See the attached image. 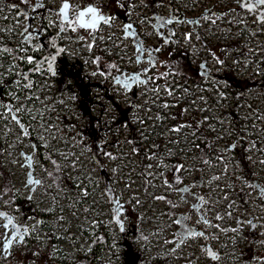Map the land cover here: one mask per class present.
Instances as JSON below:
<instances>
[{
    "label": "rangeland",
    "instance_id": "obj_1",
    "mask_svg": "<svg viewBox=\"0 0 264 264\" xmlns=\"http://www.w3.org/2000/svg\"><path fill=\"white\" fill-rule=\"evenodd\" d=\"M65 1L75 9L90 2L0 0V34L23 52L40 43L39 54L46 55L51 39L45 36L49 32L57 39L55 47L64 46L70 61L82 68L85 81L91 78L106 87L113 81V74L122 69H143L156 56L145 54L147 59L141 60L145 56L132 43V37L124 35V24L135 25L145 42L157 46V32L143 16H149L150 10L167 15L170 4L182 18L171 23L175 32L172 44L182 47L194 65L204 62V71L226 70L237 76H248L256 68L254 47L264 37V20H259L264 16V0H131L127 8L123 0H98L95 4L99 6H94L107 17L94 31L81 29L75 20L63 24L59 9ZM33 6L38 13L32 12ZM43 23L46 28H42ZM242 23L252 38L241 35ZM4 50L9 49L0 47V82L10 70L1 59ZM39 73L35 85L25 82L16 85L20 94L9 92L12 102L7 110L1 104L2 168L9 173L16 194L31 202L35 212L26 213L14 205L1 188L0 175V264H44L43 258L27 255L35 245L54 262L80 264L79 256L90 248L87 235L96 231L97 223L109 231L114 253L121 252L122 239L135 241L148 259L143 264L261 263L263 95L251 90L244 100H236L228 91L217 97L208 84L183 87L181 99L187 102L189 113L194 112L197 125H204L212 133L224 157L197 169L193 143L199 133L185 118L188 114L179 120L178 110L166 99L168 90L175 93L181 86L174 81L170 87L172 76L167 78L159 63L157 77L150 83L134 84L128 90L115 85L112 101L102 96L103 89L92 84L90 98L93 93L100 96L95 102L82 104L75 103L60 83L48 80L47 72ZM225 86L223 83L222 88ZM113 101L130 106L133 137L128 131L114 135L105 130L114 110ZM234 108L241 136L248 141L247 160L253 173L249 179L246 169L236 162L228 133L214 128V121L227 119ZM33 138L37 143H32ZM104 147L110 152L104 153ZM37 148L43 160L46 151L61 164L66 176L62 189H55L47 179L44 189L35 180L32 167L46 178ZM176 170L183 184L187 183L189 191L184 195L173 192L170 186ZM75 189H79L80 200ZM160 196L173 199L176 206L172 211L176 213H171L169 203ZM192 201L197 205L189 212ZM178 214L186 218L179 220ZM46 227L60 243H50ZM93 264L118 263L111 253L103 251L101 263Z\"/></svg>",
    "mask_w": 264,
    "mask_h": 264
},
{
    "label": "trees",
    "instance_id": "obj_2",
    "mask_svg": "<svg viewBox=\"0 0 264 264\" xmlns=\"http://www.w3.org/2000/svg\"><path fill=\"white\" fill-rule=\"evenodd\" d=\"M90 2L98 3V0H90ZM89 1H85L86 4H90ZM125 8L129 5L131 0H123ZM98 5L99 4H95ZM35 6V5H34ZM32 7V12L38 13V10L35 7ZM120 11V10H119ZM149 16H143L144 19H147L152 26L153 30L157 32L156 38L159 41V45L155 46L152 43L145 42L146 39L140 33V30L137 29V36L134 35L135 31H131L132 34V43L137 45L139 51L148 56H155L156 61H150L147 67L140 69L135 72H126L122 69L121 73L113 74V81L109 83L106 87L99 83H94L91 78H88L87 81L84 80L85 74L80 68L78 63H73L70 61L68 55L64 53V46L58 48L51 46V56L40 55L38 50V45H33L28 52H22L20 46L14 47L10 45L8 39L0 34V37L3 38L0 41V47L8 48V51L3 52L1 59L4 63L9 64L10 70L8 71V77L0 82V109L3 108L1 104H5V109L8 108V103L12 102L9 92H15L20 94L19 89L16 88V85L22 86L25 82L37 83V77L40 76L39 72H47L48 80L58 82L63 88L69 93L71 98L77 104H82L83 102L92 103L97 100L100 96L96 93L90 98L92 94L90 86L95 84L100 89H103L102 96L104 95L106 99L112 101L114 96V91H112L115 85L120 86L121 88L128 90L131 85L134 84H146L150 83L153 79H156V70L157 64L164 69L166 77L169 78L172 76V81L168 83L171 84L174 81L181 86L175 93H170L168 90V101L173 104L178 110V119H181L182 115L188 114L185 116L189 120L196 131L199 133L198 138L194 141L193 147L195 149V165L194 167L200 169L206 162H210L214 159H224L222 152L217 148V145L214 141L213 135L211 132H207L204 125H197V115L189 113L188 104L185 100L181 99L183 87L188 86L189 83H192L196 87H203L205 84H208L213 92L217 93V97H223L225 92H229L230 96L236 100H244L248 92H252L264 96V37L261 41H256L255 43V58H256V68L252 74L246 75H234L232 72H227L223 70L221 72L213 73L210 68L204 71L202 67L204 62L199 65H194L188 53L182 48L172 44V36L175 34L172 22H180L182 18L178 15L179 13L174 11L172 5L169 4L168 14L163 13L158 14L155 10H150ZM259 20L263 21L264 16H259ZM42 28H46L45 24H42ZM125 36H128V32L124 30ZM260 34V33H258ZM52 35L47 33V37ZM241 35L243 37H253L246 28L245 23H242L241 26ZM171 41V42H170ZM52 43V42H51ZM50 43V44H51ZM160 51L161 55H159ZM46 51V50H45ZM47 52V51H46ZM146 55V57H148ZM163 58V59H162ZM162 59V60H161ZM161 60V61H160ZM160 61V62H159ZM16 78H21V83H17ZM148 81V82H147ZM71 82V83H70ZM226 83L225 88H222V84ZM78 89V90H77ZM85 96H81L84 95ZM163 100V99H162ZM169 102V103H170ZM113 113L108 117V126H105V130L113 133L114 135H121L122 133L128 131L130 136L133 137L135 134L133 118L129 115L130 106L122 107L117 102L113 101ZM49 113L52 114L50 111ZM229 122V124H228ZM240 119L237 114L236 108H234L230 113L227 119H223L220 122L214 121V128L217 131L224 132L228 134L229 140H232L230 145L232 152L236 156V162H239L240 165L245 168L248 172V179L253 176L252 171L250 170L249 162L247 160V145L248 141H244V137L239 131ZM6 128H9L8 123L5 124ZM233 126L234 128H231ZM81 129V128H80ZM235 132L233 134L232 132ZM85 134H88L85 132ZM240 138L239 141L237 138ZM233 138V139H232ZM32 143H37L36 139H32ZM37 147H40L37 145ZM145 152V150H143ZM108 149L104 147V153H109ZM2 139L0 137V175H1V188L14 203L16 207H20L23 211L35 212L32 207V203L27 199H21L14 189V186L10 180L9 173H6L2 168ZM37 154L39 155L40 160V169L45 173L46 178L37 175L35 168L32 167V171L35 179L40 184L44 185L46 189V183L49 181L55 189H62L63 184L66 181V176L62 171L61 164L56 162L55 157L51 156L49 152L45 151L46 160H43L41 151L37 148ZM47 160L50 161V166L47 163ZM47 179V182H46ZM170 186L172 191H178L182 195L188 192L187 183L183 184V178L179 176V172L176 170L174 175L170 178ZM252 188V185H251ZM78 190L75 189V196L79 198ZM189 196H194L200 200V196L190 193ZM188 198L190 199V197ZM164 198L169 203V210L171 213H176L172 209L176 206V203L170 196H160ZM187 200L189 201V199ZM80 200V198H79ZM197 204L191 202L189 206V212L193 210ZM179 220L186 215H179ZM45 233L49 238L50 243L53 245L55 243H60L61 241L55 238L54 236L49 235L48 227L45 228ZM89 241V252L81 254L79 256L80 264H93L94 262H100L102 258V252L106 251L111 253L114 258L117 260L118 264H143L144 261L148 260L145 257L144 251L138 249L137 243L135 241H130L127 238L122 239L119 243L121 247V252L114 253L110 244V233L102 223H97V229L94 233L88 234ZM29 244L32 246L35 245L31 240H28ZM32 259L43 258L44 264H59L54 262L53 259L43 254L37 249V246L33 247L30 252L27 253ZM17 261H11L10 263L16 264ZM20 263V262H19ZM21 264V263H20ZM260 264H264V256Z\"/></svg>",
    "mask_w": 264,
    "mask_h": 264
},
{
    "label": "water",
    "instance_id": "obj_3",
    "mask_svg": "<svg viewBox=\"0 0 264 264\" xmlns=\"http://www.w3.org/2000/svg\"><path fill=\"white\" fill-rule=\"evenodd\" d=\"M69 7L70 3L65 1L59 9V13L65 22L69 20ZM104 19L105 17L99 14V9L90 4L78 10L76 24L84 30H96L104 22Z\"/></svg>",
    "mask_w": 264,
    "mask_h": 264
},
{
    "label": "flooded vegetation",
    "instance_id": "obj_4",
    "mask_svg": "<svg viewBox=\"0 0 264 264\" xmlns=\"http://www.w3.org/2000/svg\"><path fill=\"white\" fill-rule=\"evenodd\" d=\"M87 5H90V4H86L85 6H87ZM91 5H93V4H91ZM85 6H83L82 8H84ZM94 6V5H93ZM96 7V6H95ZM98 8V7H97ZM79 9H81V8H79ZM79 9H75V8H72V6L70 5V7H69V20L67 21V22H71V21H73V20H75V23H76V19H77V12H78V10ZM99 9V8H98ZM99 14H101V15H103L104 17H105V19H104V22H105V20H106V15H104V14H102V12H101V10L99 9ZM61 19H62V17H61ZM62 21H63V19H62ZM67 22H65V21H63V24L64 25H67ZM103 22V23H104ZM127 24V25H126ZM101 25H102V23H101ZM100 27V26H99ZM137 27L135 26V25H132L131 23H125L124 24V30H126L127 32H128V36L129 37H132V34H130L131 33V31H135L134 32V35H136L137 34V29H136ZM85 31H89V30H85ZM90 31H94V30H90ZM125 35V34H124ZM53 35H49L48 37L47 36H45L47 39H51V40H48L49 42V44H50V46H49V48H47V52H48V56H51V46H54L55 47V42H54V39H55V41H56V43H57V39H56V37L55 36H53ZM23 52V51H22ZM26 52H28V51H26ZM142 54H144V53H142ZM144 56L145 57H142L141 58V60H146L147 59V57H146V55L144 54ZM183 230H184V228H183ZM185 231V230H184ZM187 231H185V233H186Z\"/></svg>",
    "mask_w": 264,
    "mask_h": 264
}]
</instances>
